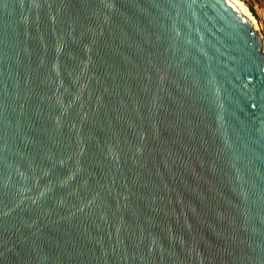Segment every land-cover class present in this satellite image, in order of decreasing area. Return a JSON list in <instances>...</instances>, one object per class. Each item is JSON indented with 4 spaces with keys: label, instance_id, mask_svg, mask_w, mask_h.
<instances>
[{
    "label": "water",
    "instance_id": "water-1",
    "mask_svg": "<svg viewBox=\"0 0 264 264\" xmlns=\"http://www.w3.org/2000/svg\"><path fill=\"white\" fill-rule=\"evenodd\" d=\"M0 264H264V40L232 0H0Z\"/></svg>",
    "mask_w": 264,
    "mask_h": 264
},
{
    "label": "rangeland",
    "instance_id": "rangeland-1",
    "mask_svg": "<svg viewBox=\"0 0 264 264\" xmlns=\"http://www.w3.org/2000/svg\"><path fill=\"white\" fill-rule=\"evenodd\" d=\"M243 6L248 16H250L256 26L258 27L260 33L262 34L264 40V0H232Z\"/></svg>",
    "mask_w": 264,
    "mask_h": 264
},
{
    "label": "bare ground",
    "instance_id": "bare-ground-1",
    "mask_svg": "<svg viewBox=\"0 0 264 264\" xmlns=\"http://www.w3.org/2000/svg\"><path fill=\"white\" fill-rule=\"evenodd\" d=\"M234 2V1H233ZM234 4L239 8V10L241 11V12H243V13H245L246 15H248V13H247V11H246V9L243 7V6H241L239 3H237V2H234ZM250 17V16H249ZM251 18V17H250ZM252 19V18H251ZM253 20V19H252ZM254 21V20H253Z\"/></svg>",
    "mask_w": 264,
    "mask_h": 264
}]
</instances>
